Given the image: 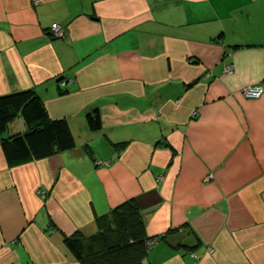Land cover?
I'll list each match as a JSON object with an SVG mask.
<instances>
[{
    "label": "crops",
    "instance_id": "1",
    "mask_svg": "<svg viewBox=\"0 0 264 264\" xmlns=\"http://www.w3.org/2000/svg\"><path fill=\"white\" fill-rule=\"evenodd\" d=\"M24 89L75 146L10 164L0 145V264H81L64 236L127 198L166 232L144 264H193L184 243L264 264V0H0V95Z\"/></svg>",
    "mask_w": 264,
    "mask_h": 264
},
{
    "label": "trees",
    "instance_id": "2",
    "mask_svg": "<svg viewBox=\"0 0 264 264\" xmlns=\"http://www.w3.org/2000/svg\"><path fill=\"white\" fill-rule=\"evenodd\" d=\"M17 117L22 118L25 129L2 136L0 140L10 164L47 158L75 146L66 118L50 117L43 100L33 89L0 95V134ZM85 118L91 131L101 128L98 108L86 112ZM97 221L98 228L92 233L76 230L64 236L65 245L81 264H144L150 241L155 237L165 238L147 233L135 198L113 206L98 216ZM181 246L187 248V252L193 250V245Z\"/></svg>",
    "mask_w": 264,
    "mask_h": 264
},
{
    "label": "built area",
    "instance_id": "3",
    "mask_svg": "<svg viewBox=\"0 0 264 264\" xmlns=\"http://www.w3.org/2000/svg\"><path fill=\"white\" fill-rule=\"evenodd\" d=\"M52 33L54 35H63V27L58 23H53L51 27ZM226 71H232L230 67L226 66ZM263 92V87L261 85H249L243 88V94L248 98H257ZM107 164V163H106ZM193 253V252H192ZM190 253V256H195V254Z\"/></svg>",
    "mask_w": 264,
    "mask_h": 264
},
{
    "label": "rangeland",
    "instance_id": "4",
    "mask_svg": "<svg viewBox=\"0 0 264 264\" xmlns=\"http://www.w3.org/2000/svg\"><path fill=\"white\" fill-rule=\"evenodd\" d=\"M51 27H52V25H51ZM51 33H52V30H51ZM52 35H54L53 33H52ZM54 36H56V35H54ZM57 36H61V35H57ZM228 67H230L231 69H233V65H227ZM225 68H227L226 66H225ZM224 68V71L225 72H231V71H226V69ZM63 84V83H62ZM66 84V83H65ZM241 94L244 96V94H243V88L241 89ZM245 97V96H244ZM246 98H248V97H246ZM94 163H95V165H106V163L107 164H109V159H95L94 160ZM206 178H209V176H207ZM38 193H40V194H43L44 193V190H42V189H39L38 190ZM176 230V229H175ZM169 231H171V230H169ZM165 233L166 232H164V234L162 233V234H157V235H163V236H165ZM156 235V234H155ZM166 237V236H165ZM160 239H162V238H160V237H155L153 240H151L150 241V246H152L154 243H156V241H158V240H160ZM193 252V253H192ZM192 252L191 251H189L188 252V255L190 256V253H192V254H195V256H190L191 258H192V260L194 261L193 262V264H195V261H196V259H198V258H200V255L199 254H197V253H195V251H193L192 250Z\"/></svg>",
    "mask_w": 264,
    "mask_h": 264
}]
</instances>
